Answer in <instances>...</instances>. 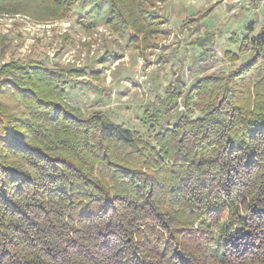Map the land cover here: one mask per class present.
<instances>
[{
	"label": "trees",
	"instance_id": "obj_1",
	"mask_svg": "<svg viewBox=\"0 0 264 264\" xmlns=\"http://www.w3.org/2000/svg\"><path fill=\"white\" fill-rule=\"evenodd\" d=\"M166 2L0 0V13L67 20L107 4L110 31L147 46ZM255 26L225 53L231 65L247 59L199 78L173 124L145 113L148 137L69 103L68 83L84 72L1 65L0 264H264V26L253 35Z\"/></svg>",
	"mask_w": 264,
	"mask_h": 264
},
{
	"label": "rangeland",
	"instance_id": "obj_2",
	"mask_svg": "<svg viewBox=\"0 0 264 264\" xmlns=\"http://www.w3.org/2000/svg\"><path fill=\"white\" fill-rule=\"evenodd\" d=\"M155 10L163 24L147 46L131 44L128 37L110 31L107 4L100 10L76 7L67 20L2 12L0 67L13 59L33 60L84 72L68 83L69 103L86 115L103 112L148 137L147 111L162 115L161 128L173 124L195 82L237 68L247 57L231 65L225 53H238L250 24H256L253 35L264 26V4L255 0H167ZM190 18L196 22L183 29ZM79 19L93 24L94 30L82 29ZM181 90L172 100L170 94Z\"/></svg>",
	"mask_w": 264,
	"mask_h": 264
},
{
	"label": "built area",
	"instance_id": "obj_3",
	"mask_svg": "<svg viewBox=\"0 0 264 264\" xmlns=\"http://www.w3.org/2000/svg\"><path fill=\"white\" fill-rule=\"evenodd\" d=\"M255 1L260 3V4H264V0H255Z\"/></svg>",
	"mask_w": 264,
	"mask_h": 264
}]
</instances>
